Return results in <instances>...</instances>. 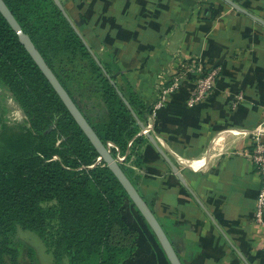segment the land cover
<instances>
[{
  "label": "crops",
  "instance_id": "crops-1",
  "mask_svg": "<svg viewBox=\"0 0 264 264\" xmlns=\"http://www.w3.org/2000/svg\"><path fill=\"white\" fill-rule=\"evenodd\" d=\"M61 1L90 45L116 61L119 85L128 84L147 110L163 84L179 78L157 117L143 122L159 146L142 135L131 163L182 263L264 264V230L254 214L261 175L251 156L255 130L264 134V0H230L240 8L228 0ZM198 62L219 67L220 76L190 106L195 81L186 69ZM239 92L244 97L233 107ZM126 208L139 238L125 264H171L138 209Z\"/></svg>",
  "mask_w": 264,
  "mask_h": 264
},
{
  "label": "trees",
  "instance_id": "trees-1",
  "mask_svg": "<svg viewBox=\"0 0 264 264\" xmlns=\"http://www.w3.org/2000/svg\"><path fill=\"white\" fill-rule=\"evenodd\" d=\"M4 1L102 141L123 152L133 141L132 155L141 127L104 69L142 122L149 110L119 85L116 61L90 45L69 13L92 52L54 0ZM0 91L24 115L12 125L0 117V264H40L17 240L21 229L39 235L51 264H125L139 238L126 218L132 201L1 11ZM121 166L139 190L141 177Z\"/></svg>",
  "mask_w": 264,
  "mask_h": 264
},
{
  "label": "water",
  "instance_id": "water-1",
  "mask_svg": "<svg viewBox=\"0 0 264 264\" xmlns=\"http://www.w3.org/2000/svg\"><path fill=\"white\" fill-rule=\"evenodd\" d=\"M58 7L61 9V11L64 13L66 18L69 20L73 28L76 30V32L82 37L86 45L89 47V49L93 52L91 47L89 46L87 40L83 36L81 30L79 29L78 25L74 22V20L71 18L69 12L65 8L63 2L61 0H54ZM231 2L230 0H228ZM235 7L240 8L235 3L231 2ZM0 11L3 14V16L7 19L13 30L18 34L20 42L25 46L27 51L30 53L34 61L37 63L39 68L42 70V72L45 74V76L48 78V80L51 82L52 86L56 90V92L59 94L63 102L65 103L66 107L70 111V113L73 115L79 126L83 129V131L86 133L88 138L91 140V142L94 144L95 148L100 154L99 161L103 160L105 163L109 166V168L115 173L119 181L122 183L123 187L127 191L132 203L134 206L138 209L142 217L145 219L149 227L152 229L153 233L155 234L157 240L159 241L162 249L164 250L167 258L169 259L171 264H183L178 253L177 247L173 244L171 239L169 238L167 232L165 231L164 227L160 223L157 216L154 214V212L151 210L137 187L133 184V182L130 180V178L127 176L125 171L123 170L121 164L115 159L113 154L110 152V150L107 148L106 144L102 141V139L99 137L97 132L95 131L94 127L91 125V123L88 121V119L85 117L81 109L78 107V105L75 103L73 98L70 96L68 91L65 89V87L62 85L54 71L51 69V67L48 65L40 51L37 49L35 43L31 39V37L23 30L22 26L20 25L19 21L11 11V9L8 7L6 2L4 0H0ZM96 60L98 63L104 68L102 65L100 59L95 55ZM105 73L107 74L108 78L111 80L112 84L115 85L118 93L122 97V99L125 101V103L128 105L129 109L133 113L134 117L136 118L138 124L140 125L141 129H146L145 124L141 121V119L138 117L136 112L134 111L132 105L130 104L129 100L124 96L123 92L120 90L119 86L115 82V80L111 77V75L104 69ZM146 135L151 139V141L155 144H157V141L155 137L148 131ZM159 146V145H158ZM161 153L164 155V157L172 163V166L174 167L175 171L178 173L179 176L181 174L179 173L178 168L173 164L171 159L167 156V154L161 150Z\"/></svg>",
  "mask_w": 264,
  "mask_h": 264
},
{
  "label": "built area",
  "instance_id": "built-area-1",
  "mask_svg": "<svg viewBox=\"0 0 264 264\" xmlns=\"http://www.w3.org/2000/svg\"><path fill=\"white\" fill-rule=\"evenodd\" d=\"M187 67L188 68L186 69V75L193 76L195 81V91L188 98V105L193 106L203 102L215 88L217 80L220 76V68H209L199 62ZM175 79L176 80L174 81V83L169 87H166L164 85L165 83L163 84V88H161V95L149 111V115L151 118L157 117L160 110L163 108L165 101L175 91V89L179 88V78ZM243 97L244 95L242 92L237 93L236 100L233 103V107H236L238 103L243 99ZM148 131V128L144 130L141 129L140 135H146ZM252 144L253 152L251 156L255 164L258 166L261 175V188L257 197L254 214L256 223L264 230V134L261 130H255ZM106 146L120 164H124L128 167L133 168L131 160L128 159V156H130L132 153L133 141L129 143L127 150L124 152L121 151L119 146L113 141H108Z\"/></svg>",
  "mask_w": 264,
  "mask_h": 264
},
{
  "label": "rangeland",
  "instance_id": "rangeland-1",
  "mask_svg": "<svg viewBox=\"0 0 264 264\" xmlns=\"http://www.w3.org/2000/svg\"><path fill=\"white\" fill-rule=\"evenodd\" d=\"M2 116L9 125L21 121L24 117L22 110L13 98L6 92L0 91V117ZM17 240L25 247H32L37 251L40 264H51L52 254L47 251L43 240L38 234L31 230L21 229Z\"/></svg>",
  "mask_w": 264,
  "mask_h": 264
},
{
  "label": "bare ground",
  "instance_id": "bare-ground-1",
  "mask_svg": "<svg viewBox=\"0 0 264 264\" xmlns=\"http://www.w3.org/2000/svg\"><path fill=\"white\" fill-rule=\"evenodd\" d=\"M229 130V129H228ZM237 131V130H236ZM235 132V131H234ZM236 133V132H235ZM234 133V134H235ZM239 133V132H238ZM219 136V135H218ZM220 139V138H219ZM222 140V139H221ZM223 140H224V138H223ZM215 141V140H214ZM220 141V140H219ZM218 141V142H219ZM216 144H217V141L215 142ZM219 145V144H218ZM217 146V145H216ZM214 148V147H213ZM217 149V148H216ZM222 149V148H221ZM220 152V151H219ZM214 155V154H213ZM208 156V155H207ZM210 156V155H209ZM181 159V161L183 162V163H185L186 165H188V166H193L194 168H199V167H201V165L202 164H204V160H196V161H192V160H186V159H184V158H180ZM211 159V158H210ZM206 162V161H205Z\"/></svg>",
  "mask_w": 264,
  "mask_h": 264
}]
</instances>
